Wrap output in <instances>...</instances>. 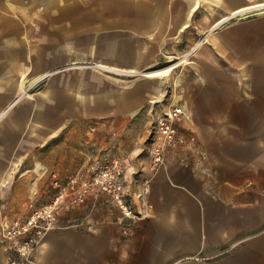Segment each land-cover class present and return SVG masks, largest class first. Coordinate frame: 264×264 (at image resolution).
I'll return each mask as SVG.
<instances>
[{"label":"crops","instance_id":"0c3cea01","mask_svg":"<svg viewBox=\"0 0 264 264\" xmlns=\"http://www.w3.org/2000/svg\"><path fill=\"white\" fill-rule=\"evenodd\" d=\"M198 39L180 75L182 93L158 113L182 106L181 129L193 139L168 149L162 165L152 170L147 159L140 171L134 152L104 144L78 165L62 160L59 143L50 148V168L56 167L50 172L62 179L117 159L128 193L146 185L144 201L134 202L146 214L125 233L129 219L105 196H91L59 212L36 263L264 264V0H0V105L8 104L0 120L16 103L13 93L28 67L66 65L54 72L42 108L32 113L18 102L0 126V264L7 260L4 224L52 194L48 165L28 157L40 156L58 134H30L28 117L49 120L51 105L59 108L57 120H140L146 106L162 108V76L174 66L145 73L154 81L108 90L101 72L85 63L143 72L156 57L186 53L187 41ZM31 53L37 60L28 61Z\"/></svg>","mask_w":264,"mask_h":264},{"label":"rangeland","instance_id":"374dc122","mask_svg":"<svg viewBox=\"0 0 264 264\" xmlns=\"http://www.w3.org/2000/svg\"><path fill=\"white\" fill-rule=\"evenodd\" d=\"M192 40H188V51L183 54L177 53L174 56H160L156 57L155 62L148 70L143 72H131V73H116L113 71L106 70L97 66V62H87L85 65H90L91 67L99 70L101 76L106 78L108 90L110 87H125L129 86L131 82L136 80H150L154 81V78L146 77L145 73L152 70H160L170 66H174L170 71L166 72L163 77L162 84V97L157 102L162 108L157 111L151 105L146 106L142 112V119L137 120L136 117L130 118L128 120H111L109 118L105 119H96L88 121H67V120H57L52 114L58 112L57 106H54L53 109L51 105L49 106L47 112L53 118L49 120H42V122L31 121V116L28 117V124L26 131L30 134L34 130L37 132H43L48 134H58L54 140H47L44 145H42L40 156L38 152L36 154H31L28 159H34L35 156L40 157L44 164L48 165L47 172L55 169L56 167L50 168L51 165V154L50 148L52 145L59 143L60 149L63 151V159L74 161L76 164H82L86 160L91 161L98 152H95L98 147L101 145H109L110 148L117 149L120 148L124 153H133L135 159H138V164L140 171L145 167L147 159L149 160V152L152 145L157 139V134L155 132L154 122L158 113L163 112V106L167 105L169 98L174 94H181V88L179 85L180 75L184 77V66L190 65L194 56L190 53L192 47L198 43ZM16 44L17 42H13ZM27 48V51L34 53V48ZM29 56L28 61L37 60L36 56ZM44 59V57H40ZM29 62L27 63V67ZM75 65H77L75 63ZM63 66H56L52 68H47L41 72H35L32 70V66L28 67L26 72L20 74L19 87L13 93V98L16 99V103L10 108H7V112L0 120V126H2L3 119L12 112L13 108L18 106V102H26L27 107L32 109V113H35L37 108H42L38 103H41L45 98L50 96V81L55 71L60 70ZM158 82L159 78H155ZM46 91V93H45ZM85 90L84 92H86ZM1 94H4V90L1 89ZM160 98V97H159ZM17 104V105H16ZM8 104H1L0 107H8ZM41 105V104H40ZM103 118V117H102ZM45 119V118H44ZM58 140V141H56ZM39 146V145H38ZM120 146V147H119ZM39 150V151H40ZM68 152V153H67ZM137 152V153H135ZM62 155V154H60ZM69 155L72 158H68ZM73 159V160H72ZM87 161V162H88ZM58 169H63L61 166H57ZM37 170H32L33 176L36 175ZM29 174V173H28ZM32 177V179H34ZM50 176V174H49Z\"/></svg>","mask_w":264,"mask_h":264},{"label":"built area","instance_id":"2783aa9c","mask_svg":"<svg viewBox=\"0 0 264 264\" xmlns=\"http://www.w3.org/2000/svg\"><path fill=\"white\" fill-rule=\"evenodd\" d=\"M186 118L182 106L170 109L155 118L157 139L149 152V168L155 169L165 162L166 151L191 141L181 129ZM51 197L45 201L32 202L24 216H16L2 227L1 240L7 247L5 264H37L36 251L47 233L54 228L59 212L82 204L89 197L105 196L120 214L129 219L123 231H129L132 222L146 214L135 211L136 200L144 201L146 185L140 192L128 193L125 185V170L117 159L99 163L87 174L60 178L56 171L50 172ZM148 209L151 207L148 205Z\"/></svg>","mask_w":264,"mask_h":264},{"label":"bare ground","instance_id":"6f19581e","mask_svg":"<svg viewBox=\"0 0 264 264\" xmlns=\"http://www.w3.org/2000/svg\"><path fill=\"white\" fill-rule=\"evenodd\" d=\"M167 70H169V69H163V70H161V71L152 72V73H150V76H158V75H162V74L165 73Z\"/></svg>","mask_w":264,"mask_h":264}]
</instances>
